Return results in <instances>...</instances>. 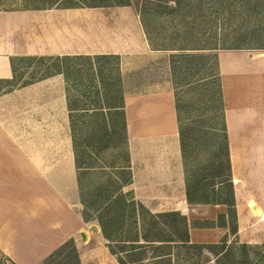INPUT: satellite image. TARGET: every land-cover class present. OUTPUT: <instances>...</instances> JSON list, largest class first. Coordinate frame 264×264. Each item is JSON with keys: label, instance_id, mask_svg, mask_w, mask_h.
Listing matches in <instances>:
<instances>
[{"label": "crops", "instance_id": "0c3cea01", "mask_svg": "<svg viewBox=\"0 0 264 264\" xmlns=\"http://www.w3.org/2000/svg\"><path fill=\"white\" fill-rule=\"evenodd\" d=\"M89 9L94 12L81 8L74 21L68 19L72 8L0 9V249L17 264H39L72 239L80 245L78 237L88 225L81 213V191L89 167L76 150L65 76L17 85L12 59L23 55L134 57L156 51L133 13L123 34L110 26L114 18L109 13ZM121 9L129 12L127 6ZM139 84L133 80L124 95L121 127L130 179H119L121 190L153 214L186 215L201 206L226 210L223 204L187 201L175 92L170 87L135 90ZM220 92L240 232L246 223H260L258 217L264 214V50H224ZM209 227L227 228L214 223Z\"/></svg>", "mask_w": 264, "mask_h": 264}, {"label": "rangeland", "instance_id": "374dc122", "mask_svg": "<svg viewBox=\"0 0 264 264\" xmlns=\"http://www.w3.org/2000/svg\"><path fill=\"white\" fill-rule=\"evenodd\" d=\"M121 1L123 0H0V9L72 8L73 11L68 13L70 14L68 19L74 21L79 18L80 15H77V12L81 8L88 9V12H94L89 8H96L99 12L109 13L111 18H114L113 25L110 26L115 32L121 33L130 28L132 13L143 25L142 16L137 11L142 9L148 28V32L145 31L148 43L156 51L149 55L134 57L126 54L115 55L110 62L104 63L105 68H109L106 72L112 68V76L120 74L121 94L124 95L133 80L136 83L140 82L135 90L163 87L174 90L176 103L180 105L181 125L187 131L190 158L186 175L189 179L201 178L204 181V178L210 174L206 167L214 161L215 154L218 152L216 144L223 128L221 92L219 94L221 55L228 49L206 50V57L201 61L173 62L172 56L184 52L177 49L180 47L190 48L196 44L205 42L213 44L217 41L230 44L235 38L251 31H255L263 39L250 41V43L262 46L264 44V7L254 12L244 3L245 0H184L181 10L172 14H160L146 11L149 10L148 6L152 5L150 0H131L134 5H120ZM168 3H174V1L168 0ZM124 6L129 8V12L121 9ZM105 25L106 22L102 27L105 28ZM242 49L264 50L263 48ZM185 52L196 51L187 49ZM41 56L45 58L39 59ZM56 56L14 57L12 60L16 64L15 83L24 85L29 81L41 80L47 71V66L54 63L63 64V60L56 62L53 58ZM198 67H200L199 71H197ZM84 88L74 85L73 81L69 82L70 99L86 100L82 96ZM131 90L134 88L131 87ZM102 91H104L103 88ZM81 112L74 113V121L77 124L75 141L80 160L89 167V170L84 173L81 191V198L84 201L81 213L88 225L84 232L86 237L83 238L81 235L78 237L80 245L72 239L81 264H121L120 258L125 259L128 264H215L216 256L206 245L220 243V240L224 238L227 239V244L236 242L254 246L253 249H247L245 253L241 250L236 253V256L244 260V264H264V214L258 217V220H261L260 223H246V227L240 232L231 234L227 228L210 229L203 226L218 223L217 215L224 211L225 207L201 206L186 213L189 223V240L186 245L178 240L161 248L160 246L164 245H159L160 242L145 241L143 236L147 228L152 236L162 237L171 233L167 229L168 222L165 224L162 218L155 219L157 224L153 229L151 217L147 211L143 210L142 204L138 200L128 198V192L126 194L121 190L122 185L119 179L123 182L130 179L126 169L129 153L125 132L121 127L124 119L118 118L121 136L117 140L114 137L112 141L116 143V148H103L104 144L88 138L91 132L90 125L93 126V120H95V112L93 110ZM84 139L85 141L80 144L79 140ZM251 207L255 208L253 203ZM254 211L257 210L254 209ZM170 221L173 223L175 220ZM105 232L110 235L109 238L106 237ZM175 235L178 237V233ZM126 249H131L132 253L126 254ZM165 252L171 253L168 256L162 255ZM65 260V255H61L53 264ZM0 264L17 263L0 249Z\"/></svg>", "mask_w": 264, "mask_h": 264}, {"label": "trees", "instance_id": "16d2710c", "mask_svg": "<svg viewBox=\"0 0 264 264\" xmlns=\"http://www.w3.org/2000/svg\"><path fill=\"white\" fill-rule=\"evenodd\" d=\"M150 1L152 3L146 1V3L152 4L151 6H148L149 10L146 11L150 13L172 14L183 8L184 0H173L174 3H168V0ZM244 3L247 4V7L254 12L264 7V0H245ZM120 5H134V3L131 0H123L120 2ZM137 11L142 16V22L145 31L148 32L144 11L142 9H137ZM257 39L263 38L261 35L255 33V31H251L246 33L244 36H240L237 39L235 38V40L230 44L217 41L213 44L208 42L196 44L190 48L180 47L177 49H180L184 52H181V54H173V62H185L184 60L201 61L206 57V50L242 48L264 49V44L262 46H258L256 44L250 43V41H256ZM187 49H192L196 52H185ZM114 57L115 55H57L53 58L56 59V62L57 60H63V64L61 65L59 63H54L51 66H47L46 73L41 77V79H43L57 74H63L68 84V92L69 82L71 81H73V84L76 86L85 87L83 89L82 96H84L86 100H80L79 98L73 100L70 99V109L72 111V127L75 133L77 129V124L74 121L75 111H82L81 113H86L90 110H93L95 112V120H93V126L90 125L91 132L88 138L89 140L93 139L95 141H99V143L101 144H104L103 148H116V143H112V141L114 140V137H116L117 140L121 136L117 119L122 118L124 107V94H121L122 78L120 74L118 76H112V68L108 72H106L109 68H105L104 65V63L110 62V60ZM44 58L45 57L41 56L39 59ZM12 67L14 77H16V64L13 60ZM199 69L200 67L197 68V71H199ZM34 81L26 82L24 83V85L32 83ZM102 88L104 89V91H102ZM88 100H90L89 103H87ZM177 109L179 113L180 105L178 103ZM114 114L117 115V118H114ZM179 121L182 153L187 172V163L190 158V154L188 150L189 147L187 142V131L183 127V125H181L182 120L180 113ZM84 141L85 139L79 140L80 144ZM216 145L218 152L217 154H215L214 161H212V163L210 165H207L206 167V170H209L210 174L204 178L205 180L202 181L201 178L189 179L187 177V201L191 204L213 203L225 205V212L218 213V223L214 224L219 227H227L231 234H236L237 216L234 206L233 185L230 177L227 141L223 128L221 129V134L218 137ZM142 208L149 213L151 217L152 228L157 224L155 219L162 218L165 224L168 222L169 225L167 226V229H169L171 235H173H166L162 237L156 235L152 236L150 235L149 228H147L148 230H146L147 232H145L143 236L145 241L150 243L160 242L159 245H164L160 246L161 248L166 247V245H171V243L178 240L186 245L189 240V223L186 215H182L178 212L153 214L149 212L143 205ZM171 219H174L175 221H173L172 223V221H170ZM192 225L193 227H195L193 223ZM203 226L209 227L206 225ZM176 233H178V237L176 235L174 236V234ZM105 235L107 238L110 237L107 232H105ZM206 246L209 247L210 250L215 254V264H244V260H241L240 257L236 256V253L239 250L245 253L247 249L254 248V246L246 243L238 244L236 242H231L230 244H227V239L225 238L221 239L220 243L209 244ZM125 253L129 255L130 253H132V250L126 249ZM170 253L171 252H165L162 255L168 256L170 255ZM61 255H65L66 260L59 262L58 264H81L79 253L73 240L67 241L62 244L40 264H53V262L57 261L58 258L61 257ZM120 263L128 264L123 258H120Z\"/></svg>", "mask_w": 264, "mask_h": 264}, {"label": "water", "instance_id": "95a60500", "mask_svg": "<svg viewBox=\"0 0 264 264\" xmlns=\"http://www.w3.org/2000/svg\"><path fill=\"white\" fill-rule=\"evenodd\" d=\"M82 236H83V238H85V237H86V235H85V234H83Z\"/></svg>", "mask_w": 264, "mask_h": 264}]
</instances>
